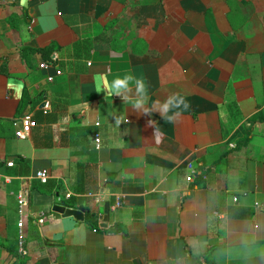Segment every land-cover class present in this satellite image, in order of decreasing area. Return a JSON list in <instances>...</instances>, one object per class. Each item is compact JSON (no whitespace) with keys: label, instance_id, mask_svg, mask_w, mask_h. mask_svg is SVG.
I'll use <instances>...</instances> for the list:
<instances>
[{"label":"crops","instance_id":"crops-1","mask_svg":"<svg viewBox=\"0 0 264 264\" xmlns=\"http://www.w3.org/2000/svg\"><path fill=\"white\" fill-rule=\"evenodd\" d=\"M126 73L187 108H126ZM0 264H264V0H0Z\"/></svg>","mask_w":264,"mask_h":264},{"label":"clouds","instance_id":"clouds-1","mask_svg":"<svg viewBox=\"0 0 264 264\" xmlns=\"http://www.w3.org/2000/svg\"><path fill=\"white\" fill-rule=\"evenodd\" d=\"M103 85V78H98L97 88H101ZM104 92L112 99L119 97L126 108L130 107L142 115L151 116L153 112L159 113L161 119H166L169 122L174 121L180 115L182 108H187L184 98L179 94H174L162 101L155 102L149 109L146 106L149 101L147 86L142 79L137 78L132 73L114 77L110 84L104 87ZM112 119L117 126H120L122 122H127V115L125 113L117 115L115 111L112 114ZM148 124L154 127V136H157L159 130L155 127L156 122L149 120Z\"/></svg>","mask_w":264,"mask_h":264},{"label":"built area","instance_id":"built-area-1","mask_svg":"<svg viewBox=\"0 0 264 264\" xmlns=\"http://www.w3.org/2000/svg\"><path fill=\"white\" fill-rule=\"evenodd\" d=\"M41 67L46 68V65L44 64ZM56 74L59 76V75H61V72L57 71ZM48 109H49V106L46 104L45 110H48ZM37 125H38L37 122L35 120H33V118L30 115L23 117L21 119V128L19 131L16 132V137L18 139H21V140L27 139L31 135L33 129L35 127H37ZM96 142H97V144H99V142H100L99 138H97ZM8 167H13V164L12 163L8 164ZM188 171H189V175L186 178L188 183H194V181L199 177L202 179H206V177L202 174V172L198 168H196L193 164H190L188 166ZM37 178L39 179V181L42 184L45 185L48 183L49 174L47 171L42 170V171H39L37 173ZM70 197H71V194L68 193L66 195V199L68 200V199H70ZM19 205L21 208L20 213L22 215V207H24L26 205V201L24 200L22 195L19 196ZM118 206H120V204H118ZM49 218L54 219V216L53 215L47 216L46 214H43L41 217L38 218L37 224L43 225L49 220ZM220 218H222V217H220ZM23 224H24V222H23V220H21L20 224H19L20 229L23 228ZM19 249H20L21 255H23V256L27 255V251L25 250L24 238L22 235L19 237Z\"/></svg>","mask_w":264,"mask_h":264},{"label":"water","instance_id":"water-1","mask_svg":"<svg viewBox=\"0 0 264 264\" xmlns=\"http://www.w3.org/2000/svg\"><path fill=\"white\" fill-rule=\"evenodd\" d=\"M53 212L61 215L63 218L73 217L76 221H84L85 211L82 209L74 210L67 208L65 205L55 206Z\"/></svg>","mask_w":264,"mask_h":264},{"label":"trees","instance_id":"trees-1","mask_svg":"<svg viewBox=\"0 0 264 264\" xmlns=\"http://www.w3.org/2000/svg\"><path fill=\"white\" fill-rule=\"evenodd\" d=\"M23 51H27L31 54H40L45 61H47L49 64H53L54 61L52 60V54L55 51V48L53 46L47 47L45 49H40V50H31V49H24ZM2 73H5V67L3 65V68L1 69ZM88 222L91 223V219H88Z\"/></svg>","mask_w":264,"mask_h":264}]
</instances>
